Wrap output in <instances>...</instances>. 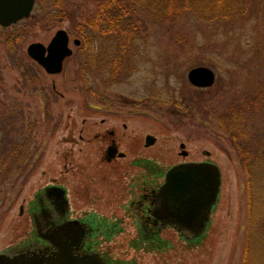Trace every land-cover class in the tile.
Wrapping results in <instances>:
<instances>
[{
  "label": "rangeland",
  "instance_id": "obj_1",
  "mask_svg": "<svg viewBox=\"0 0 264 264\" xmlns=\"http://www.w3.org/2000/svg\"><path fill=\"white\" fill-rule=\"evenodd\" d=\"M229 3L231 16L216 21L191 11L164 21L137 9L128 54L113 40H82V20L101 14L98 0H68L75 22L35 9L19 25L0 27V253L38 242L30 207L59 185L69 219L94 215L120 226L97 248L108 264H264V0ZM58 30L68 32L73 54L60 74L48 75L27 47L47 46ZM198 67L214 72L213 87L189 83ZM257 99L262 105L248 110ZM106 129L127 155L114 164L103 162L96 139ZM147 135L156 138L151 147ZM145 159L163 171L187 161L219 167L204 237L186 242L166 230L159 249L141 243L125 207Z\"/></svg>",
  "mask_w": 264,
  "mask_h": 264
},
{
  "label": "water",
  "instance_id": "obj_2",
  "mask_svg": "<svg viewBox=\"0 0 264 264\" xmlns=\"http://www.w3.org/2000/svg\"><path fill=\"white\" fill-rule=\"evenodd\" d=\"M34 4L35 0H0V27L8 28L29 18ZM74 44L78 46L80 41L75 40ZM27 54L47 74H60L64 60L72 55L67 32L57 31L47 47L41 43L30 44ZM188 81L196 88H211L215 83V74L206 67L194 68L188 73ZM155 140L147 136L146 147L154 145ZM180 147L184 149L183 144ZM186 154L183 151L182 155ZM221 181L220 169L209 162L186 163L168 170L158 193L159 213L184 241L195 242L206 235L211 214L218 202ZM56 189L60 191L56 198L63 211L68 213L66 190ZM50 191L47 188L42 193L50 196ZM20 210L23 214V208ZM29 213L37 235L39 225L43 227L41 231L45 235L41 238L44 241L23 251L0 253V264H104L96 256L76 254L89 229L85 222L68 221L65 217L56 219L48 210L43 211L38 220Z\"/></svg>",
  "mask_w": 264,
  "mask_h": 264
},
{
  "label": "flooded vegetation",
  "instance_id": "obj_3",
  "mask_svg": "<svg viewBox=\"0 0 264 264\" xmlns=\"http://www.w3.org/2000/svg\"><path fill=\"white\" fill-rule=\"evenodd\" d=\"M102 124H105V121L102 120ZM116 135L117 134L114 130L106 129L101 136L96 138L100 139L101 145H105V147L102 149L103 153L101 154L103 156V162L107 164H114L116 163L115 161L125 159L127 156L125 153L120 151V144L116 138ZM120 154H123V156L120 157ZM187 156L188 153L183 157ZM200 162L208 161L182 162L168 167L166 171L160 169L155 162L149 159H145V162L139 166V168L142 170L141 172H144V174H140L136 179L132 178V182L128 189L130 199L127 206L125 207V213L135 221L137 231L141 236L140 240H143L141 243H144V245L151 247L152 249H159L160 246L165 245L160 236L166 230H174L167 224V222L162 219V216L159 213V205L157 204L158 193L160 192V188L164 183L167 171L176 165ZM58 187L60 186H50V196L44 195V193L37 194L34 203H32V206L30 207V212L36 217L37 220L45 210H48L51 216L56 219L65 217L67 220H70L69 212L65 213L63 211V208L56 198V194L60 192L56 189ZM83 220L82 222H85L89 229H87L83 237L81 247L76 251V254L82 256H96L103 260L105 264H108L106 258L102 256L98 249L103 239H112V237L117 234L118 231H120V226L98 221L94 215L92 217H86V219ZM41 230L44 229L41 225H39L38 239H40V241L38 240L39 242H36V244L39 245H41L42 241H44V239L41 237L45 235L42 234L43 232ZM51 251L54 252L52 247Z\"/></svg>",
  "mask_w": 264,
  "mask_h": 264
},
{
  "label": "trees",
  "instance_id": "obj_4",
  "mask_svg": "<svg viewBox=\"0 0 264 264\" xmlns=\"http://www.w3.org/2000/svg\"><path fill=\"white\" fill-rule=\"evenodd\" d=\"M97 5L103 16L100 18L96 14L82 20V40L85 43L93 41L95 37L113 40L121 47L123 54H128L126 52L137 36V23L133 16L136 17L135 12L139 8L164 21L175 20L179 11H191L198 19L206 21L225 19L232 14L229 0H98ZM35 9L36 12H46L52 20L75 22L76 17L70 15L68 0H38ZM261 105V100L257 99L246 106L250 110Z\"/></svg>",
  "mask_w": 264,
  "mask_h": 264
}]
</instances>
